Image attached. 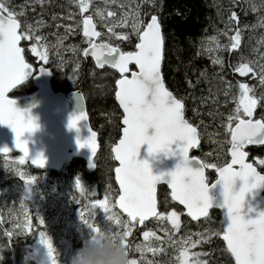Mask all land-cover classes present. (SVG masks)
<instances>
[{"label": "snow or ice", "instance_id": "snow-or-ice-1", "mask_svg": "<svg viewBox=\"0 0 264 264\" xmlns=\"http://www.w3.org/2000/svg\"><path fill=\"white\" fill-rule=\"evenodd\" d=\"M43 2V0H38ZM109 0H105L107 4ZM116 3V0H111ZM89 0H79V7L82 12L87 11ZM264 7V4L260 5ZM257 5H252L255 11ZM97 16L104 18V12L97 9ZM23 13H15L7 6L6 0H0V122L10 125L16 134V149H19L25 156L29 153L27 141L21 139L25 132L34 131L37 127L33 118L26 117L25 113L15 107V101L8 97L12 89L19 85L26 77L33 73V67L25 61L23 51L19 44L22 39H32L40 42L44 37L34 35L32 25L25 24L22 31L18 16ZM113 12H108V16H114ZM132 30L138 38L135 44V51H123L119 47L107 43H95L94 37H99L100 32L96 31L92 16H86L82 20L83 36L87 38L88 47L83 49L84 55L94 59L98 68L103 69L108 66L117 70L120 78L115 80V98L122 109V137L118 143L111 148L114 160L119 166L115 167V181L119 185L117 199L110 206L109 194L106 191L104 199H97L91 204V208L100 209L105 213V225L114 231H123L128 238L131 235L135 223L144 224L149 218H154L157 222L168 221L173 228L179 229V215L177 211H167V200L162 202L164 210H158L156 185L161 181H166L171 189V199L178 202L186 209V214L192 220L200 217L207 218L209 209L214 208L213 198L210 196L211 188L216 184L223 187V203L220 208L227 209L230 223L222 228V240L226 243V251L234 258L235 264H264V212H259L254 217L249 209L248 213H242L246 194L264 185V175H261L251 163H246L248 153L243 151L245 145L264 144V120H253V114L258 103L264 107V93L256 96L254 89L249 85L241 83L239 95L236 98V107L227 120V132L231 139L230 162L222 164L205 163L201 160L190 157L189 150L198 144L197 128L189 123L184 117V104L172 92L168 91L161 75V63L164 59L165 37L161 31V22L156 15H152L150 22L146 24L140 19L139 5L131 13ZM129 13H124L121 18V25H126ZM55 19V18H54ZM237 19L236 13L232 12L228 18V25ZM42 23V22H41ZM264 25V17L260 19ZM226 25V27L228 26ZM118 25L113 24L108 27L109 33L117 35L113 28ZM71 30V29H68ZM225 35L227 32L224 33ZM119 39H127V35L121 34ZM209 40L216 42V47L220 44L215 37ZM241 32L237 28L236 34L230 37V48L236 49L240 45ZM264 43V40L261 41ZM227 47V46H225ZM31 52L45 63L48 62L47 45L41 44L38 50L37 44L33 43ZM264 60V56H261ZM215 64H222L217 58L213 60ZM134 64L137 71L130 72L129 65ZM40 73L48 71L45 67H40ZM235 71L241 76L252 74L259 78L260 85L264 86V63L257 61H245L236 66ZM203 75V74H202ZM225 95H228L225 92ZM81 121H86L85 112L74 116L70 121V127L79 130ZM234 124V126H233ZM154 129L152 134L149 131ZM90 135L83 141H79L81 148L87 147L93 156L96 155L97 143L96 133L89 128ZM178 144L179 153L183 157L175 170L170 173L154 175L147 160H139L142 145L147 144L150 155L160 152L173 153L172 145ZM7 147L0 149V153L8 154ZM196 166H192V162ZM23 163V158H21ZM33 163L43 167L46 163L42 154L33 158ZM264 164V160L260 161ZM93 166H95L93 164ZM205 169H214L217 178L211 184L205 175ZM243 184L238 191L234 190L237 179ZM36 178L32 177L34 181ZM76 188L83 194L84 186L77 179ZM30 186L27 191H30ZM110 191V189H109ZM115 205L126 214L127 219L121 220L120 216L112 212ZM83 225L90 230L91 239L99 232V223L95 222V213L90 212L89 218H85L84 213H80ZM27 220V217H26ZM92 221V222H90ZM30 223V221H28ZM44 223L43 220L40 221ZM115 225V228L113 227ZM122 229V230H121ZM221 231L212 232L211 235L220 236ZM200 235V234H197ZM41 243L44 244L53 264L56 259L52 241L45 232L39 233ZM144 238L155 236L154 232L144 231ZM156 239H160L156 237ZM169 239L171 237L169 236ZM175 243V242H174ZM186 244L195 247L199 240L192 241L189 236L185 240ZM128 244V243H127ZM136 250L143 253L147 251H157L146 245H136ZM195 259L192 264H206L199 259L200 253H192ZM181 264H188V249L185 247L179 257ZM132 264H137L132 259ZM148 264H151L149 261Z\"/></svg>", "mask_w": 264, "mask_h": 264}, {"label": "trees", "instance_id": "trees-1", "mask_svg": "<svg viewBox=\"0 0 264 264\" xmlns=\"http://www.w3.org/2000/svg\"><path fill=\"white\" fill-rule=\"evenodd\" d=\"M133 1L139 5L140 18L145 24L152 15H156L161 22L165 37L162 65L164 83L175 97L182 100L185 118L197 128L201 138V145L196 152H192V156L205 163L219 165L229 162L230 135L227 132V118L236 107V97L232 98L231 95L227 97L225 92L229 86L238 87L237 84L241 80L253 81V76L250 75L238 77L229 62L244 49L246 42L255 43L264 37V25L260 23V19L264 17V7L260 5L264 4V0ZM6 2L10 10L23 13L17 17L21 23V31L25 24L32 25L35 30L34 35L45 38L40 42L32 39L28 42L29 39H23L22 46L27 62L35 68L44 64L52 71L54 91L66 94L82 90L85 97L89 121L92 129L98 134L100 150L95 161L96 171L93 173H86L85 164L81 160L73 162L68 174H65L70 179L71 187L75 188L72 178L83 175L99 185L107 182L113 190V187L116 188L114 169L117 164L113 159L111 148L121 138L123 118L115 100V80L119 79V76L108 68L98 70L91 59L83 58V49L88 43L82 33V20L87 14L79 10V0H43L42 3L38 0H6ZM253 4L257 5L255 11L252 10ZM134 8L136 9V6ZM232 12L236 13L237 19L228 25V18ZM121 18L113 23L118 25L113 28L116 34L131 30L129 22L121 25ZM227 28L233 31V35L236 34L237 28L240 29L241 48H236L231 56H228L229 61H226V56L221 53V61L224 64L215 65L213 56L218 54L209 51L213 43L209 37L218 38ZM97 29L101 33L100 42H107L123 51H135L137 36L128 34L127 41H121L106 28L98 26ZM225 41L227 42V38ZM33 43L37 44L38 50L41 44L47 45L49 57L47 63L32 56L29 47ZM229 43L231 44L230 40ZM261 51L264 53L263 49ZM252 86L255 90V86ZM34 91L33 83L30 81L13 92L10 97L19 98ZM259 110V117L264 120L262 118L264 107H260ZM247 152L249 161L264 174V164L260 163L264 160V146L247 149ZM6 158L20 160L23 158L25 166L8 165L5 162ZM6 158H0V210L6 232H10L5 225L6 217L18 205L15 197L11 196L12 192L26 185L32 186L33 183L29 180L32 177L37 180L36 186L42 187V192H47L52 189L56 177L55 172H47L45 175L48 176V181H44L40 178L44 172L32 167L20 154H11ZM207 177L209 182H213L216 177L215 170L207 169ZM26 178L27 182H25ZM165 200H167V211L175 210L182 217L179 233L191 238L197 234L206 237L205 244L192 250L193 253L201 254L199 259L204 255L208 264H233L221 235H211L212 232L221 231L223 228L219 211L211 212L204 221L193 223L184 216V211L171 201L167 188L160 187L159 210H164L162 202ZM29 242L23 244L25 248L30 245ZM23 254L21 240L13 234L10 244L0 227V264H33L25 262Z\"/></svg>", "mask_w": 264, "mask_h": 264}, {"label": "water", "instance_id": "water-1", "mask_svg": "<svg viewBox=\"0 0 264 264\" xmlns=\"http://www.w3.org/2000/svg\"><path fill=\"white\" fill-rule=\"evenodd\" d=\"M148 22H150V20ZM93 23L96 26L95 30L98 31L97 25L94 19H93ZM18 31H21V29H18ZM161 31H162V27H161ZM82 33H83V24H82ZM99 38L100 36L94 37L93 41L99 44L98 42ZM22 44H23V39L20 41L19 46L22 49H24L22 47ZM23 55H24V51H23ZM24 58H25V55H24ZM83 58L85 60L91 59L95 64V61L91 57V55L85 56L83 52ZM25 61L27 62L26 58H25ZM162 65H163V60L161 63V75H162V79L164 82V78L162 74ZM32 67L34 70L33 73H30L24 81H22L19 85H17L14 89H12L9 93H7L8 97L15 101V107L21 110L22 112H24L26 117L30 116L31 118H33L34 122L37 125L34 131L25 132L23 137L21 138L27 141L29 153L27 156H25L23 152H21L19 149H16L15 147L16 134L14 130L12 129L10 125L0 122V149L7 147L10 150L8 154L0 153V157H3V156L8 157L11 154H20L28 161V163L32 167L38 170H45V171L57 172V173L61 172L64 169V167L70 164L74 159H78V160H82L85 162L89 173L95 172L96 171L95 160L99 153L100 145L98 141V134L92 129L90 121H89L86 100H85L82 90H76L67 95L61 92H55L51 85L52 78H53L52 71L48 69L47 67H45L44 65H40L37 68H35L34 66ZM40 67H45L48 71L44 73H40L38 71ZM131 67H133L134 70H132ZM96 68L98 70H103L105 68L111 69L114 72H116L120 78V75L117 72V70L112 69L108 66H105V68L103 69H100L97 66ZM129 70L130 72H132V71H137L138 69L136 68L134 64H130ZM29 81H32L36 89V91L33 94L21 96L19 98L10 97V95L13 92H15L20 87L27 84ZM164 86L168 90L165 83H164ZM116 103L122 113V109L120 108L119 102L117 100H116ZM256 110L257 108L254 111V114L252 117L253 120H255V117H256ZM82 111L85 112L86 121L80 122L79 130L77 128L70 127V121L72 120V118L74 116L79 115ZM121 125H122V121H121ZM89 128H91V130L96 133L97 151H96L95 156H93L89 148L87 147L81 148L78 143V140L83 141L90 135ZM122 128H123V125H122ZM153 132H154V129H151L149 131V134H152ZM121 137H122V130H121ZM179 143L180 142H177V144H174L171 146L173 153L175 154L160 152L157 154L150 155L148 151L149 146L147 144L142 145L137 158L142 161L147 160L152 168V172L154 175H160L162 173L164 174L170 173L175 170L176 166L179 163H181L183 159V157L179 153V148H178ZM199 145H200V141H199V132H198V144L196 145V147L191 148L189 150V156L192 150L196 151L198 149ZM263 145L264 144L245 145L243 148V151L247 152V149L249 148L261 147ZM230 149H231V144L229 147V157L231 159ZM40 154H42L46 160V163L44 164L43 167L37 166L36 164L33 163V158ZM112 155L114 159V154L112 153ZM245 162L251 163L253 167L257 170V172H259L261 175H264L257 169V167L253 164V162L249 161V154L246 157ZM115 163L117 164L116 167H118L119 166L118 162L115 161ZM93 164L95 166H93ZM192 166L195 167L196 162L193 161ZM205 175L207 177V169H205ZM215 176H216L215 177L216 179L217 178L216 172H215ZM114 179H115V173H114ZM213 182H209V184ZM115 183L117 185V188L119 189L118 183L116 181ZM242 184L243 182L238 178L234 184V190L238 191L240 187L242 186ZM160 187H166L167 190L169 191V195L171 198V189L169 188L166 181L159 182L156 185L158 210H159L158 191ZM210 196L213 198L214 208L209 209L208 217L210 216L211 212L215 210L219 211L222 217V227L226 228L227 225L230 223V219L227 213V209L220 208V205H222L223 203L222 185L216 184L215 187L211 188ZM171 201L177 206H179L184 211V216L187 217L193 223H198L208 218V217L207 218L200 217L198 220L194 221L190 217L187 216L186 209H184L182 205H179L178 202L173 201L172 199ZM116 208L122 214L123 217L127 218L126 214H124L122 210L119 209L118 205H116ZM249 209L254 210L251 213L253 217L259 212H264V185H261L260 187L254 189L252 192L246 194L242 213H248ZM153 220L155 219L149 218L148 220L144 222V224L149 223L150 221H153ZM144 224L138 223V226L141 228L143 227ZM0 227L5 232V236L7 237L9 243L11 244L12 236L6 233L4 227L2 226L1 211H0ZM221 240H222V235H221ZM224 244L226 246L225 242ZM13 260H15L14 253H13Z\"/></svg>", "mask_w": 264, "mask_h": 264}, {"label": "rangeland", "instance_id": "rangeland-1", "mask_svg": "<svg viewBox=\"0 0 264 264\" xmlns=\"http://www.w3.org/2000/svg\"><path fill=\"white\" fill-rule=\"evenodd\" d=\"M104 1L105 0H89L88 9H87V11H84L83 14H87V16H92V18H94L95 20L97 19L98 22L100 24H102V26H104L105 28H108L115 21H118L119 17H123L124 13L127 12V13H129V17H128L127 22H129V25L131 26V24H132L131 13L135 10L134 6H137V3L135 1H133V0H116L115 4H117L120 7L119 10H121V11H118L116 9L117 7L114 8L113 5H111L109 2H108V4H103L102 2H104ZM97 9L104 12V18L103 19H101V17H99L95 14ZM108 12H113L115 15L114 16H108ZM130 29H131L130 32L128 31L129 33L128 32H121V33L117 34L115 37L117 39H119L118 37L121 34H125V35H127V37H128V34L129 35L133 34L136 36V34L132 30V27H130ZM225 32H227L226 35L224 34ZM232 32L233 31L231 29L227 28L226 30H224L222 33L219 34L220 36H218V38H216V41L219 42L220 48L216 47L215 41H213V43H211L212 45H210V43H208L210 45L209 51H211L214 54H218L216 56H213V60L217 59V58H219L221 60L220 54L224 53V56H226V61H229L230 57H228V56H231V53L236 50V49L230 48L229 40H230V37L233 36ZM226 38H227V42L225 41ZM119 40L125 41L126 39H119ZM262 40H264V37H262L261 39H258L257 42H255V43L246 42L244 49L240 50L241 52L237 51L240 53H238L236 55V57L229 62L230 66L233 69H235L236 66H238L241 62H245V61H257L260 63H264V60H261V56H264V53L261 51L262 49L264 51V43H261ZM28 42H31L30 39L28 40ZM225 46H227V47H225ZM31 47L32 46H30L29 49H31ZM224 56L222 57L223 59H224ZM222 64H224L223 61H222ZM222 64H217V65L223 66ZM236 75L238 77H243L238 72L236 73ZM248 75H250L252 77V74H248ZM246 82L247 81H240L239 84L246 83ZM251 83H252V85L255 86V89H258L259 91L264 93V86L260 85L258 76L253 77V81H251ZM239 84H237V85H239ZM228 89L230 91L228 93V95L230 96L231 91H232V87L229 86ZM233 89L237 90L236 96H234V97H238L239 90L236 87H234ZM5 162L11 166H13V165L25 166V163L24 162L21 163V160L18 158H6ZM40 178L46 182L48 181V176H40ZM29 180L33 183L32 186L30 185V189H31L30 191H27L28 188H26V186H24L22 188H18L17 191L12 192V194H11V192H9V195L11 194V196L15 197V201H18V205L16 207H14V209L12 210V213L14 216H18L19 212H21L22 210L23 211H29L30 208L32 206H34V208H36V210H38V212L41 213L40 214L41 220L44 221L43 224H46L49 221V224L53 228L58 222V224L63 226L62 232H65V231L71 232L72 234H74L78 238L79 241L84 237L85 242H87V244L90 241H93L96 239L97 234L100 232V230L95 235V237L93 239H91L90 230H88L83 225V223L81 222V219H80V213L81 212L84 213L85 218H89L90 212L95 213V222L99 223V229L107 228L105 225V222H106L105 213L98 208H96V209L91 208L92 202L95 201L94 199L93 200L91 199L92 195H90V197H88V198L86 196H84V200H85V206L84 207L82 206V202L75 200V201H77V203H75V201H74L73 202L74 206L73 207L66 206V208H67L66 209L65 208V202H62V204H63L62 211H61V213H59L57 211V218H51V217L47 218L48 214H47V212H45V210L54 211L53 202H51L50 207H48V201H49L50 197H52L54 194V185H53L51 190H49L47 192H42L43 188L40 186H36L37 185L36 179L34 181H32L31 179H29ZM27 181H28V179L26 178L25 182H27ZM62 188L64 189L65 187H62ZM72 189L75 190L76 194L81 195L79 193L80 191H77L75 188H72ZM61 192H64V191L63 190L59 191L58 194L62 195ZM108 194H109L110 206H111L112 204H114V200H115L116 196H115L114 192L111 191V189H110ZM99 196H100V194H99ZM25 199H27L30 202H26ZM111 210H112V212L117 213L120 216L121 220H125V218L122 216V214L116 209V205L114 207H112ZM178 215H179V229L178 230L173 228V226L170 222H168V221L163 222L164 224L169 223L170 226L174 229L175 234H177L180 231V228L182 226V217L179 213H178ZM90 222H92V221H90ZM159 223H162V222H159ZM62 235H64V234L61 233L60 236H62ZM150 239L151 238L149 237L147 240H150ZM147 240L143 236V241H147ZM197 240H198V237L194 241H197ZM51 241L54 242V240H51ZM53 247H54V249H56L54 256H55L56 264H57V256L64 249L59 250L56 245H53ZM185 247L188 249V264H192V261L195 259V257H193L191 250H193L197 246L195 245V247H192V246H190V244H186V245L182 244V247H180V249H179V255H178L177 259L175 260V262H178L179 264H181L179 257H180L181 251H183V249ZM29 248H27L25 250L26 255H23L25 262L34 261L37 264H53L52 258L49 256L47 247L44 244H42L41 241H39V238L34 242L33 246H31ZM81 248H82V246L78 247L74 252V250L72 248L68 247L65 252L69 253L70 251H73V255H74ZM174 248L176 249V246H174ZM28 250H29V252H28ZM72 256H70L68 258V262L64 263V264H70V260H71ZM60 257L62 258L63 255H60ZM149 261L151 262V259L149 257L143 256L142 262L148 263ZM25 262H23V263H25Z\"/></svg>", "mask_w": 264, "mask_h": 264}, {"label": "flooded vegetation", "instance_id": "flooded-vegetation-1", "mask_svg": "<svg viewBox=\"0 0 264 264\" xmlns=\"http://www.w3.org/2000/svg\"><path fill=\"white\" fill-rule=\"evenodd\" d=\"M102 3L106 4L105 1ZM109 3L111 5H113L114 8L117 7L116 9L118 11H121V10H119L120 7L117 4L111 3V0H109ZM95 23H96L97 27L100 26L102 28H105L104 26H102V24H100L98 22L97 19L95 20ZM40 24L41 23H38V25H40ZM106 30H108V28H106ZM32 56H34L35 58H38L33 53H32ZM241 81H246V79L241 80ZM244 84H247V85H249V87L253 88L251 81H247ZM236 88L239 90L238 87H236ZM55 92H59V91H55ZM229 92L230 91L227 88V93H229ZM236 92H237V90L235 91V89H233V87H232V91L230 94L232 98L234 96H236ZM254 92H255L256 96L261 95L258 89H255ZM61 93H63V92H61ZM69 93H66V95ZM227 97H229V95ZM259 105H260V103H258V105H257L258 110L256 112L255 119H260L259 108L261 106H259ZM262 118H264V116ZM255 148H259V147H254V148H249V149H255ZM75 160H78V159H74L70 164H68L66 167H64V169L61 172H59V173L55 172L54 173V175L56 177V180L54 182V194L52 197H50V199L48 201V207H50L51 202H53L54 211L45 210V212H47V214H48L47 218H49V217L57 218V211L59 213H61V211H62V206H63L62 202H65V208H66V206L73 207L74 206L73 202L75 200H78V201L82 202V206L84 207L85 206L84 196H86L88 198V197H90V195H92V197H91L92 200L93 199L94 200L103 199L105 197L106 191L109 193V189H111L107 182L103 183L102 185H99L98 183L89 180L87 177H85L83 175H77V177L72 178V182L74 184V187L77 191H80L79 189L76 188V182H77V179H79L81 184L85 188V192L82 194L80 191L79 193L81 195L76 194L75 190H73L71 188L70 179L65 176V174H68V172L70 170V166L73 164V162ZM82 163L85 164L84 161H82ZM85 170H86V173L89 174L86 164H85ZM42 171L44 173L41 176H47L45 174H47V172H49V171H44V170H42ZM61 178H62V180H61L62 182L60 181ZM29 186L30 185H26V188H29ZM62 187H65V188L63 189ZM115 187L117 188L116 183H115ZM62 190L64 192H61L62 195H59L58 192L62 191ZM111 191L114 192V194L116 196L115 197V200H116L118 198L117 197L118 188L116 191V189L113 187V190L111 189ZM99 194H100V196H99ZM115 200H114V202H115ZM25 201L30 202L27 199H25ZM75 203H77V201H75ZM40 214L41 213H39L38 210H36V208H34V206H32L29 211H23L22 210L21 212H19L18 216H14L13 213H9L6 217L5 225L7 226L8 231H10V232H6V233L11 234L12 239H13V234H14L17 236L18 240H21L22 248H23V252H24L23 255H26L25 250L27 248L33 246L34 242L38 238H39V241H41L39 233L42 231L46 233V236L48 238H50L51 240H54V242H52V244L56 245L59 250L64 249L57 256V264L67 263L68 258L73 255V251H70L69 253L65 252L68 247L72 248L75 252V250L78 247H81V246L84 247L87 245V242H85L84 237L79 241L78 238L74 234H72L71 232H67V231L62 232L63 226L58 224V222L53 228L49 224V221L46 224H41L40 223V221H41V215ZM26 217H27V220H26ZM125 219H127V218H125ZM28 221H30V223H28ZM3 227L6 231V228L4 225H3ZM106 227L108 228L107 225H106ZM113 227H115V225H113ZM131 228H132L131 235L127 238V243L129 245V248H130V258L135 259L137 261V264H148V263L142 262L143 256L149 257L151 259V264H179L178 262H175V260L177 259L178 255H179V249H180V247H182V244L186 245L185 240L188 238L187 236H184L182 233H179V232L177 234H175L174 229L170 226L169 223L164 224L163 222L162 223L158 222V224H157L156 220L154 222L145 223L143 225V227H141V228L138 226V223H135L133 226H131ZM144 231L154 232L155 236H150V238H151L150 240L143 241V232ZM61 233L64 235L60 236ZM169 236L171 237V239H169ZM156 237H159L160 239H156ZM197 237H198L199 243H197L196 246L198 248H200L202 246V244L206 243L205 241H207V240H205L206 237L202 234L192 237L191 240L194 241ZM25 242H29V244H30L27 248H25V246L23 245ZM138 244L149 246L151 248L157 249V251L153 252V251L145 250L143 253H141L140 251L136 250V245H138ZM174 246H176V249L174 248ZM28 252H29V250H28ZM191 252H192V250H191ZM60 255H63V257L61 258ZM232 259H233V257H232ZM201 260L206 262L204 255H202ZM27 263L37 264L34 261H29ZM206 264H208V263L206 262ZM233 264H234V259H233Z\"/></svg>", "mask_w": 264, "mask_h": 264}, {"label": "clouds", "instance_id": "clouds-1", "mask_svg": "<svg viewBox=\"0 0 264 264\" xmlns=\"http://www.w3.org/2000/svg\"><path fill=\"white\" fill-rule=\"evenodd\" d=\"M70 264H132L127 237L123 231L101 228L95 240L72 256Z\"/></svg>", "mask_w": 264, "mask_h": 264}, {"label": "bare ground", "instance_id": "bare-ground-1", "mask_svg": "<svg viewBox=\"0 0 264 264\" xmlns=\"http://www.w3.org/2000/svg\"><path fill=\"white\" fill-rule=\"evenodd\" d=\"M117 47V46H116ZM53 79V78H52ZM51 85H52V82H51ZM174 95V94H173ZM258 107V106H257ZM258 110V109H257ZM257 110H256V112H257ZM184 116H185V109H184ZM186 119V118H185ZM199 132V131H198ZM199 141H200V145H201V138H200V134H199ZM200 145H199V147H200ZM264 146V145H263ZM199 147H198V149H199ZM197 149V150H198ZM196 150V151H197ZM195 150H192L191 151V153H190V157H193L192 156V152H196ZM194 158H196V157H194ZM199 159V158H198ZM199 160H201V159H199ZM202 161V160H201ZM203 162V161H202ZM1 211V210H0ZM1 220H2V226H3V218H2V215H1ZM9 234V233H8ZM11 235V234H10ZM12 236V235H11Z\"/></svg>", "mask_w": 264, "mask_h": 264}]
</instances>
